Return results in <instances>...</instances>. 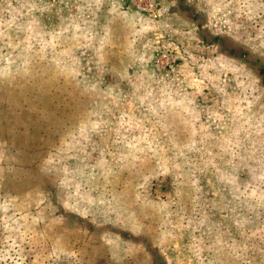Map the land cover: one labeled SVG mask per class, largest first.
Returning a JSON list of instances; mask_svg holds the SVG:
<instances>
[{"label":"rangeland","instance_id":"obj_1","mask_svg":"<svg viewBox=\"0 0 264 264\" xmlns=\"http://www.w3.org/2000/svg\"><path fill=\"white\" fill-rule=\"evenodd\" d=\"M86 1L0 0V264H264V0Z\"/></svg>","mask_w":264,"mask_h":264},{"label":"crops","instance_id":"obj_2","mask_svg":"<svg viewBox=\"0 0 264 264\" xmlns=\"http://www.w3.org/2000/svg\"><path fill=\"white\" fill-rule=\"evenodd\" d=\"M63 1H65V4H73L75 5V7L77 5L85 4L88 2L86 0L85 1L84 0H63ZM124 1L126 0H98L97 3L105 2L108 5H117L120 3L121 5L124 6V3H125ZM170 2H173V0H170ZM253 60L255 61H252L248 69L251 71V74L255 76V81L257 85H259L261 87V90L264 91V60L258 57H253ZM253 64H257L259 66V69H258V66L253 67Z\"/></svg>","mask_w":264,"mask_h":264}]
</instances>
